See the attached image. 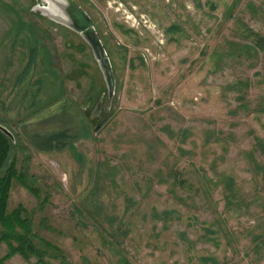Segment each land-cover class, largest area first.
<instances>
[{
    "label": "rangeland",
    "instance_id": "1",
    "mask_svg": "<svg viewBox=\"0 0 264 264\" xmlns=\"http://www.w3.org/2000/svg\"><path fill=\"white\" fill-rule=\"evenodd\" d=\"M57 1L0 0L3 264H264V0H74L111 101Z\"/></svg>",
    "mask_w": 264,
    "mask_h": 264
},
{
    "label": "water",
    "instance_id": "2",
    "mask_svg": "<svg viewBox=\"0 0 264 264\" xmlns=\"http://www.w3.org/2000/svg\"><path fill=\"white\" fill-rule=\"evenodd\" d=\"M57 2L59 3V9L61 8L63 12L61 15V19L58 21L80 34L92 48L94 57L103 74L108 98L111 101L115 94L116 81L113 77L111 61L107 56L102 41L99 40L96 36L94 23L91 19V16L86 11H84L74 0H58ZM50 6L47 9L43 10L52 14L54 8ZM0 130L5 135L10 136V132L1 125Z\"/></svg>",
    "mask_w": 264,
    "mask_h": 264
},
{
    "label": "trees",
    "instance_id": "3",
    "mask_svg": "<svg viewBox=\"0 0 264 264\" xmlns=\"http://www.w3.org/2000/svg\"><path fill=\"white\" fill-rule=\"evenodd\" d=\"M8 149H9V142L7 137L5 136L4 133H2V131L0 130V169L3 165V163L6 160L7 157V153H8ZM2 188L0 186V224L3 225V228L5 229V231H11V236L7 237L8 235L6 234V232H4L2 234V236L0 237V242L4 241V242H9L11 239H13L16 242H19L20 247L23 246V248L21 247L20 249H18V251L20 252V254H23V256H25V251L24 248L29 249L32 251V248L30 247H25V241H22L21 237H18L17 234H13V228L15 226H19V224H22V221L19 217L18 212H15L16 214L13 215V221L12 219L9 220L6 216H5V200L2 198ZM10 227V228H9ZM13 252V251H12ZM0 264H3L2 260L0 259Z\"/></svg>",
    "mask_w": 264,
    "mask_h": 264
},
{
    "label": "flooded vegetation",
    "instance_id": "4",
    "mask_svg": "<svg viewBox=\"0 0 264 264\" xmlns=\"http://www.w3.org/2000/svg\"><path fill=\"white\" fill-rule=\"evenodd\" d=\"M76 2V1H75ZM77 3V2H76ZM84 11H86L84 8H83V6L81 5V4H79V3H77ZM87 12V11H86ZM88 13V12H87ZM89 14V13H88ZM93 21V20H92ZM93 23H94V28H95V32H96V36L98 37V34H97V31H96V25H95V22L93 21ZM83 39V38H82ZM98 39H99V37H98ZM84 40V39H83ZM100 40V39H99ZM85 41V40H84ZM86 42V41H85ZM87 43V42H86ZM102 44H103V42H102ZM89 45V44H88ZM90 46V45H89ZM103 47L105 48V46H104V44H103ZM105 51H106V53H107V56L109 57V54H108V52H107V50H106V48H105ZM109 59H110V61H111V58L109 57ZM111 68H112V73L114 72V70H113V65H112V61H111ZM114 75V74H113ZM117 87V86H116ZM116 89V88H115Z\"/></svg>",
    "mask_w": 264,
    "mask_h": 264
}]
</instances>
